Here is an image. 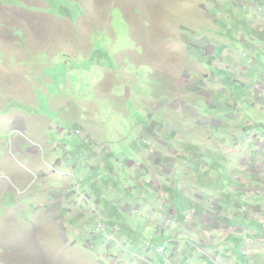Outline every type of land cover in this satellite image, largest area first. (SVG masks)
<instances>
[{
    "label": "rangeland",
    "instance_id": "rangeland-1",
    "mask_svg": "<svg viewBox=\"0 0 264 264\" xmlns=\"http://www.w3.org/2000/svg\"><path fill=\"white\" fill-rule=\"evenodd\" d=\"M254 3L0 0V264H264Z\"/></svg>",
    "mask_w": 264,
    "mask_h": 264
},
{
    "label": "crops",
    "instance_id": "crops-1",
    "mask_svg": "<svg viewBox=\"0 0 264 264\" xmlns=\"http://www.w3.org/2000/svg\"><path fill=\"white\" fill-rule=\"evenodd\" d=\"M260 2H262V0H260ZM252 4H250V7L254 10V12H255V15H254V17H259L258 15H259V13L257 12V10L255 9V7L254 6H251ZM261 13V12H260ZM260 20H261V25H262V27H263V33H264V19L263 18H259ZM260 36V35H259ZM261 38H262V34H261V36H260ZM248 75H249V73H248ZM261 76H263V74H260ZM250 76V75H249ZM264 77V76H263ZM256 83V82H255ZM249 85V87H248V89L250 90V89H252V87H251V82L248 84ZM256 87L257 88H255V90H254V93H256V92H260V89H262V90H264V82H262V83H260V82H257L256 83ZM246 89V88H245ZM253 90V89H252ZM28 96H30V94H28ZM250 104V106L251 107H255V104L256 103H253V102H250L249 103ZM18 125V123H15V125H14V127L15 126H17ZM262 140H264V138L262 139ZM139 152V151H138ZM136 166V165H135ZM148 176H151V173L150 172H148V174H147ZM262 180H264V176H263V179ZM244 207H246V205L244 204ZM237 209H242L243 207H241V206H238V207H236ZM220 210H222L221 209V207H220ZM234 210V209H233ZM239 213V211L238 210H236V212H235V215H237ZM201 222H202V224L203 225H205V226H208V229L207 230H203L202 231V233H203V236H204V238L203 239H199L200 241L199 242H197V243H199L200 245H201V248H205L206 246H207V244H206V242H205V239H207V238H209L210 237V233L208 232V230L209 229H211V228H213V229H215V230H222L223 228H225V223H222V224H220L219 223V220L218 219H211V220H209V219H207V220H205V219H199ZM197 231V230H196ZM214 239V243H215V238H213ZM196 243V244H197ZM213 243V244H214ZM196 244L194 245V246H196ZM213 245L212 244H210L209 245V247H207V248H213L212 247ZM191 248H194L193 247V245L191 244ZM180 249H182V248H180ZM254 249H256V248H253V250ZM173 250H174V248H173ZM183 251H184V249H183ZM208 251V250H207ZM210 252H211V254L210 255H208L212 260H216V256H217V254L215 253V251H213V250H210ZM205 254V253H204ZM187 256H188V254H187V251L185 250V252H184V255L180 258V259H184V260H186V258H187ZM227 264H231V262H227Z\"/></svg>",
    "mask_w": 264,
    "mask_h": 264
},
{
    "label": "clouds",
    "instance_id": "clouds-1",
    "mask_svg": "<svg viewBox=\"0 0 264 264\" xmlns=\"http://www.w3.org/2000/svg\"><path fill=\"white\" fill-rule=\"evenodd\" d=\"M253 6L255 7V9L257 10L258 13L262 12V8L259 7L260 6V0H255V3L253 4ZM243 252V251H242ZM164 253V252H163ZM162 253V254H163ZM243 254V253H242Z\"/></svg>",
    "mask_w": 264,
    "mask_h": 264
},
{
    "label": "built area",
    "instance_id": "built-area-1",
    "mask_svg": "<svg viewBox=\"0 0 264 264\" xmlns=\"http://www.w3.org/2000/svg\"><path fill=\"white\" fill-rule=\"evenodd\" d=\"M165 251V246L162 245L161 247H158V249L155 250L156 253L162 254ZM244 255V252H242Z\"/></svg>",
    "mask_w": 264,
    "mask_h": 264
}]
</instances>
